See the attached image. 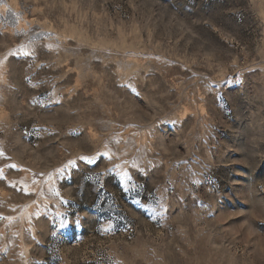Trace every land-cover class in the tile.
<instances>
[{
    "label": "rangeland",
    "instance_id": "rangeland-1",
    "mask_svg": "<svg viewBox=\"0 0 264 264\" xmlns=\"http://www.w3.org/2000/svg\"><path fill=\"white\" fill-rule=\"evenodd\" d=\"M0 59V264H264V0H0Z\"/></svg>",
    "mask_w": 264,
    "mask_h": 264
},
{
    "label": "snow or ice",
    "instance_id": "snow-or-ice-1",
    "mask_svg": "<svg viewBox=\"0 0 264 264\" xmlns=\"http://www.w3.org/2000/svg\"><path fill=\"white\" fill-rule=\"evenodd\" d=\"M47 47H51V46L49 45ZM32 55H34V53L31 52V51L26 50V46L22 45L17 50L9 52L8 56L5 57L4 59H7L8 57H29V56H32ZM0 64H3V60L2 59H0ZM2 155H3V152L0 151V156H2ZM109 155H110V151H105L103 153H98V157L99 156L107 157ZM80 159L82 161H85V162L89 163V164L96 163V160H94L92 157H86L85 156V157H81ZM127 163L128 162H125V164H127ZM131 163H132L133 167H137V164H136L135 161H132ZM75 164H76L75 161H69L67 166H75ZM9 167L15 168L16 165H9ZM116 168L120 169V171L118 173V177H119V181L122 184L123 183H127V182H129L131 180V176H130L129 172L127 170H125L120 165L114 166V168L113 169H109V171L111 172V171H113ZM58 171H62V170H58ZM3 178H4V171H3V169H0V179H3ZM132 187H135V185H133ZM56 195H59V193L57 192ZM62 202L63 203H67V201H62ZM56 216L57 217H62V219H60V222H59L61 228H66V227L69 226V222L66 219L64 213L57 211L56 212ZM0 218L8 219V220H12L13 219V217H6V218L5 217H0ZM110 228H111V224H109V229Z\"/></svg>",
    "mask_w": 264,
    "mask_h": 264
}]
</instances>
